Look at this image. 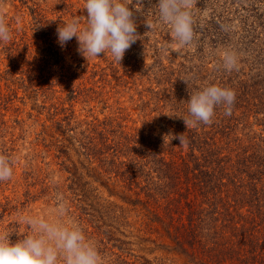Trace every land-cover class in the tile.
I'll return each mask as SVG.
<instances>
[{
  "label": "rangeland",
  "instance_id": "obj_1",
  "mask_svg": "<svg viewBox=\"0 0 264 264\" xmlns=\"http://www.w3.org/2000/svg\"><path fill=\"white\" fill-rule=\"evenodd\" d=\"M155 3L129 5L141 37L120 64L110 52L86 60L75 37L64 48L59 45V25L75 18L86 27L85 0H0L12 35L0 42V154L13 168L11 179L0 181V233L10 234L11 242L33 234L21 217L43 216L78 225L103 264H188L121 199L127 196L103 176L100 154H111L104 148L118 140L111 136L114 130L141 129L144 120L156 118L152 124L159 139L168 138L159 123L160 104L152 100L160 77L180 65L199 68L225 60L230 51L223 45L199 49L207 25L218 18L232 31L230 45L249 25L254 32L246 41L260 36L264 0H195L193 39L182 47ZM168 107L172 121L173 107ZM103 130L109 136L95 133ZM127 137L137 143L128 144L126 155L144 136ZM60 202L67 206L63 217L54 212Z\"/></svg>",
  "mask_w": 264,
  "mask_h": 264
},
{
  "label": "trees",
  "instance_id": "obj_2",
  "mask_svg": "<svg viewBox=\"0 0 264 264\" xmlns=\"http://www.w3.org/2000/svg\"><path fill=\"white\" fill-rule=\"evenodd\" d=\"M225 29L220 18L208 24L199 49L223 45L230 51L225 54H234L235 66L229 70L225 60L216 59L161 76L152 100L160 104L159 123L169 137L159 139L156 118L144 120L141 129L114 130L118 140L104 148L111 154H100L103 176L188 264H264V32L246 41L254 32L249 25L231 46L232 31ZM211 85L234 91L231 114L217 105L210 124L186 129L179 117L192 119L189 94ZM95 133L109 136L105 130ZM182 133L186 147L173 139ZM127 136L144 137L126 155L128 144L137 143Z\"/></svg>",
  "mask_w": 264,
  "mask_h": 264
},
{
  "label": "clouds",
  "instance_id": "obj_3",
  "mask_svg": "<svg viewBox=\"0 0 264 264\" xmlns=\"http://www.w3.org/2000/svg\"><path fill=\"white\" fill-rule=\"evenodd\" d=\"M194 2L156 0L155 3L160 20L171 26L172 35L181 47L193 39L190 8ZM129 5H132V0H85L86 27L82 28L80 21L75 18L59 25L56 29L59 45L64 48L75 37L77 51L86 60L110 52L114 60L121 64L125 52L141 37L137 33L134 9ZM11 39L10 28L0 7V42ZM235 63L234 54L226 53V67L230 70ZM234 101L233 90L217 85L207 86L189 94L188 112L192 119L179 118L183 119L186 129L200 122L210 124L217 105H224L226 113L230 115ZM173 139H178L180 146H187L183 133L173 136ZM12 175V162L6 155L0 154V181L10 180ZM66 211L64 202H60L54 210L58 217H63ZM21 221L29 226L33 234L13 243L9 239L10 234L0 233V264H60L61 260L63 264H103L95 243L88 240L75 223L67 225L43 216H23Z\"/></svg>",
  "mask_w": 264,
  "mask_h": 264
}]
</instances>
